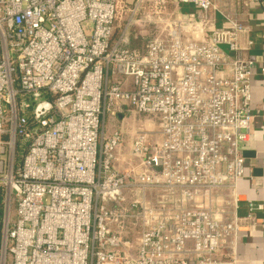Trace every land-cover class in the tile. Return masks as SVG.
Returning a JSON list of instances; mask_svg holds the SVG:
<instances>
[{"label":"built area","instance_id":"2783aa9c","mask_svg":"<svg viewBox=\"0 0 264 264\" xmlns=\"http://www.w3.org/2000/svg\"><path fill=\"white\" fill-rule=\"evenodd\" d=\"M174 1L164 21L163 0H0V264H237L240 233L264 227L263 203L240 214L248 28L222 0ZM147 2L165 27L140 52ZM130 108L160 130L118 169L124 136L104 125Z\"/></svg>","mask_w":264,"mask_h":264},{"label":"crops","instance_id":"0c3cea01","mask_svg":"<svg viewBox=\"0 0 264 264\" xmlns=\"http://www.w3.org/2000/svg\"><path fill=\"white\" fill-rule=\"evenodd\" d=\"M225 12H239V19L248 28L241 35L244 54L257 62L252 75L251 111L254 116L252 137L242 144L246 158V175L240 182V214H247L249 201L264 204V0H222ZM218 24L224 25L221 17ZM251 177L261 182V188L253 189ZM264 216V212L258 214ZM237 264H264V227L246 229L239 235Z\"/></svg>","mask_w":264,"mask_h":264},{"label":"rangeland","instance_id":"374dc122","mask_svg":"<svg viewBox=\"0 0 264 264\" xmlns=\"http://www.w3.org/2000/svg\"><path fill=\"white\" fill-rule=\"evenodd\" d=\"M163 1L165 2L164 5L168 13L167 16H163V20L166 21L172 14H177L176 3L174 0ZM131 9L132 7H127V9L121 13L117 25L123 27L122 25H126L128 21L131 20L130 18L132 17V13L127 11ZM150 12L155 13L156 6L152 5L150 2H147L145 5H143L142 10L139 11L133 19L134 23H132L129 31V47L131 49H136L140 52L145 51L148 42L159 35L162 29L165 27V24L160 22L158 16H154V19L151 22L144 23L146 15ZM142 130L150 133V140H156L160 130L159 117L155 115L140 114L131 108L128 109L123 115L114 117L108 116L104 125L105 136L110 137L115 131L122 132L124 136V145L120 153L121 162L115 165L116 168L121 169L122 167H126V164L133 159L131 156V145L136 133ZM116 154L119 155L118 153ZM138 245L139 242L136 240L134 242L135 252L137 251L136 248Z\"/></svg>","mask_w":264,"mask_h":264},{"label":"trees","instance_id":"16d2710c","mask_svg":"<svg viewBox=\"0 0 264 264\" xmlns=\"http://www.w3.org/2000/svg\"><path fill=\"white\" fill-rule=\"evenodd\" d=\"M2 211V205H1V201H0V212Z\"/></svg>","mask_w":264,"mask_h":264}]
</instances>
